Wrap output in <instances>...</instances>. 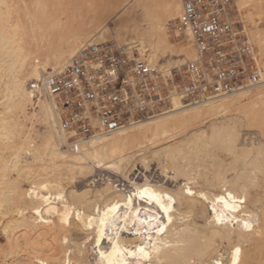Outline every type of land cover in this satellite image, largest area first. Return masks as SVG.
<instances>
[{
  "label": "bare ground",
  "instance_id": "bare-ground-1",
  "mask_svg": "<svg viewBox=\"0 0 264 264\" xmlns=\"http://www.w3.org/2000/svg\"><path fill=\"white\" fill-rule=\"evenodd\" d=\"M60 6L0 0V264H264V61L256 86L175 105L70 150L55 103L31 89L44 71L61 70L87 43L135 47L161 70L197 55L191 46L184 58L160 63L173 50L165 18L179 13V0H106L87 13L77 5L72 22L52 35L45 24ZM128 32L132 43H121ZM249 35L264 57V32L251 26ZM246 98L245 116L226 117L216 133L189 138L185 131L136 156L119 143L128 128L166 135ZM30 117L45 128L40 142L26 130ZM244 124L259 126V137L240 133ZM46 150L50 162L37 163ZM96 166L107 170L102 181L77 186Z\"/></svg>",
  "mask_w": 264,
  "mask_h": 264
},
{
  "label": "built area",
  "instance_id": "built-area-1",
  "mask_svg": "<svg viewBox=\"0 0 264 264\" xmlns=\"http://www.w3.org/2000/svg\"><path fill=\"white\" fill-rule=\"evenodd\" d=\"M179 1L167 34L192 45L195 59L161 70L135 47L87 43L64 68L32 81L34 92L55 103L68 149L77 151L95 134L154 118L175 105L202 104L260 83L258 57L234 0Z\"/></svg>",
  "mask_w": 264,
  "mask_h": 264
},
{
  "label": "rangeland",
  "instance_id": "rangeland-1",
  "mask_svg": "<svg viewBox=\"0 0 264 264\" xmlns=\"http://www.w3.org/2000/svg\"><path fill=\"white\" fill-rule=\"evenodd\" d=\"M105 1L106 0H61V6L59 7L58 11L55 13V15H54L55 17H52L51 18L52 20L49 19L47 21V24H45L46 25L45 27H46L47 31L50 30L52 35H54V34H56L58 32V31H56L57 30L56 28L61 27L63 24H65L67 22V20L69 22H72L71 20H72V15L74 14V9H73L74 7L79 5L82 8V12L83 13H87L89 8L101 5ZM263 1L264 0H251L248 3L247 6H244L242 4L241 7H240L241 9H239L238 6H237V9L239 11V16H240L241 20L244 23V26H245V29H246V33H247L249 38H250L249 29H250L251 26H253L255 29H257V30H259L261 32H264V2ZM234 2L236 4V0H234ZM248 12L252 13V21H250V22L246 20V14ZM177 14H174L173 16H171L169 18H165V24L167 25V23L172 18H174ZM137 17H138L137 19L139 20V15H137ZM55 19H56V21H59L58 23H61V24L60 25L58 24L56 26L55 24H57V23H56V21H54ZM49 21L51 23L54 22L55 24L52 23V26H51ZM141 23H143V22H141ZM53 25H54V27H53ZM48 26H51V28L52 27L53 28L51 29ZM53 31H55L56 33L53 32ZM131 37H132L131 33L128 32L126 35H123L121 37L120 42L121 43H124V42L132 43ZM168 40H169V43L171 44V47H172L173 50L171 52L165 53V56L163 54L162 58L160 59V63H164L166 61L173 62L176 59L184 58L186 56L185 53L191 51V46L192 45H190L189 43H185V42H181V41L172 39L169 36H168ZM111 43H113V42L111 41ZM135 44L138 45L137 42H135ZM252 44H253L254 50H255V52L257 54V57H258L259 66L261 68V71L263 72L262 62L264 61V57L261 55L258 46L256 44H254L253 42H252ZM40 53H47V51L43 48V49L40 50ZM45 72L48 73V72H52V71H51V69H48V70L44 71V73ZM254 91H255V89H252L251 91H249L250 95H252L251 98H254V96H253V92ZM247 92L245 94H247ZM233 97L234 96H232L230 98H233ZM249 100H250V98L242 99V100H239V101H233L231 104H229V106L225 110L221 111L219 113V115L216 116L213 119L208 118L206 114H202L199 117H196V118L190 120L188 123H186V125H185L186 127L185 126H184V128H180V127H176L175 128V127H173V128L169 129L166 132V135L165 134L158 135L157 137H159V138L154 137L153 132L150 131L152 129H150V130L148 129L146 131V130H143L142 127H135V128L131 127V128H128L129 130L128 129L125 130V132H126L125 136H124V138L119 140V143L121 144L122 148L124 147L123 149H125L124 150L125 152L128 151L131 154L134 153L133 155L136 156V154L139 155L142 152L147 151L148 148L149 149L153 148V146H156L157 143L160 144L161 142H164V141L166 142L167 140H170L171 136L181 137V135H183L185 133V131L189 132V134L187 135L189 138L197 136V135L207 136V135H209L211 133L218 132L219 129L221 128V126H222V123H223L224 119L226 117H231V116L232 117H238V115H240L239 117H241L242 115L244 117L245 113H246L245 111L247 110L244 107V105ZM43 127H44L43 124L41 122H39L38 120H36L34 117H30L28 120H26V130L29 131L31 139L35 143L40 142V139L42 137L41 133H44V131H45L44 130L45 128H43ZM139 129L142 132H140ZM240 129H241L240 133H242V134H244V133L246 135L250 134L248 136L253 137V138L255 136L259 137V133L257 132V131L260 130L259 126H254V125L253 126H251V125L249 126V124H244V125H242L240 127ZM176 131H178V132L176 133ZM180 131H182V132H180ZM248 131H249V133H248ZM147 133H148V135H147ZM115 134H117V133H115ZM108 136H110V135H108ZM131 137H133V138H131ZM183 141H185V137L180 139V141L178 143H181ZM47 151L48 150H46V152L44 151V152H42L40 154L37 163H40L41 161L44 162V163H49L50 162V160L47 159V158H50L49 151L48 152ZM218 154H222V152L220 151V152H218ZM24 155H26V154H24ZM222 155H224V154H222ZM151 166L154 167V168H157L156 162L151 164ZM106 171H107L106 169L96 166V168L94 169V173L93 174L88 175L82 181L77 182L76 185L77 184H78L77 186H79V185L81 186V184L83 186L89 185V187H92L93 185L96 186V185H98V183H95V182L99 181L100 178L95 180L94 176L97 173H99L100 175H102L101 177L104 178L107 175ZM0 240H1V242H3L2 238Z\"/></svg>",
  "mask_w": 264,
  "mask_h": 264
},
{
  "label": "snow or ice",
  "instance_id": "snow-or-ice-1",
  "mask_svg": "<svg viewBox=\"0 0 264 264\" xmlns=\"http://www.w3.org/2000/svg\"><path fill=\"white\" fill-rule=\"evenodd\" d=\"M245 227H249V225H245ZM141 251H142V250H141ZM236 251H237V253H238V252H239V249H237Z\"/></svg>",
  "mask_w": 264,
  "mask_h": 264
}]
</instances>
